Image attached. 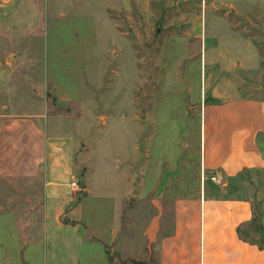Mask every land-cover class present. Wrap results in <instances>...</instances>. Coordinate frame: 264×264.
Instances as JSON below:
<instances>
[{
    "label": "rangeland",
    "instance_id": "rangeland-1",
    "mask_svg": "<svg viewBox=\"0 0 264 264\" xmlns=\"http://www.w3.org/2000/svg\"><path fill=\"white\" fill-rule=\"evenodd\" d=\"M235 95L264 99V0H0V264H159L146 229L211 183L202 109Z\"/></svg>",
    "mask_w": 264,
    "mask_h": 264
},
{
    "label": "crops",
    "instance_id": "crops-1",
    "mask_svg": "<svg viewBox=\"0 0 264 264\" xmlns=\"http://www.w3.org/2000/svg\"><path fill=\"white\" fill-rule=\"evenodd\" d=\"M201 160L204 170L222 173L228 186L211 181L196 196L178 199L169 227L161 214L152 218L146 233L157 240L159 264H264V241L248 237L262 198L246 195L240 184L250 172H264V99L205 101ZM64 172L43 180L46 229L55 232L63 229L61 215L74 202ZM30 254L33 262L38 259L34 250Z\"/></svg>",
    "mask_w": 264,
    "mask_h": 264
},
{
    "label": "built area",
    "instance_id": "built-area-1",
    "mask_svg": "<svg viewBox=\"0 0 264 264\" xmlns=\"http://www.w3.org/2000/svg\"><path fill=\"white\" fill-rule=\"evenodd\" d=\"M211 179L212 181L217 184V185H224L225 184V178H224V175L220 172H215V173H212L211 175ZM72 186L76 187L77 186V182L76 181H73L72 182Z\"/></svg>",
    "mask_w": 264,
    "mask_h": 264
}]
</instances>
